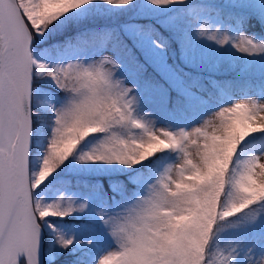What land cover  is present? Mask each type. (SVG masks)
I'll return each mask as SVG.
<instances>
[{
  "label": "snow or ice",
  "instance_id": "6c2138e0",
  "mask_svg": "<svg viewBox=\"0 0 264 264\" xmlns=\"http://www.w3.org/2000/svg\"><path fill=\"white\" fill-rule=\"evenodd\" d=\"M250 3L0 0V264H264V82L198 47L264 53Z\"/></svg>",
  "mask_w": 264,
  "mask_h": 264
},
{
  "label": "rangeland",
  "instance_id": "374dc122",
  "mask_svg": "<svg viewBox=\"0 0 264 264\" xmlns=\"http://www.w3.org/2000/svg\"><path fill=\"white\" fill-rule=\"evenodd\" d=\"M137 7H140L144 12V16L140 17L142 19H158L161 14L158 11H149V9L142 3H138ZM248 10L255 14L264 13V0H251V3L248 5ZM135 11L136 8L125 12H107L99 19L98 23L105 25L120 23L125 20L132 19ZM241 31H244L245 34L249 36L255 37L257 40H264V31H261L260 27H248L247 29H243L239 26H235L230 32V36L235 38ZM198 47L207 60L206 75L215 76L225 73H234L242 75V77L243 75H263L264 77V53L249 56L246 53L238 52L231 43L218 46L214 42L200 41ZM213 65H216V67H213ZM211 103H216L215 98H213ZM228 118V116L223 117L225 120ZM206 119H209V123L205 126L204 130L211 135L213 127L220 125L221 117L218 115H212ZM133 131L137 130L134 129ZM199 143L202 146L204 141L201 139ZM192 151L193 155L190 158L194 159L195 150L193 149ZM187 175L188 174L186 173L185 176ZM172 176L174 179H178V173L176 171L172 172ZM61 264H67L66 260L62 259Z\"/></svg>",
  "mask_w": 264,
  "mask_h": 264
},
{
  "label": "trees",
  "instance_id": "16d2710c",
  "mask_svg": "<svg viewBox=\"0 0 264 264\" xmlns=\"http://www.w3.org/2000/svg\"><path fill=\"white\" fill-rule=\"evenodd\" d=\"M146 20V19H145ZM217 78L222 79V80H235V81H241L246 77H251L253 78L257 84L259 85L261 82H264V77L263 76H244L243 77L241 75H237L234 73H230V74H220V75H215ZM62 261V259H61ZM60 261V264H61Z\"/></svg>",
  "mask_w": 264,
  "mask_h": 264
}]
</instances>
